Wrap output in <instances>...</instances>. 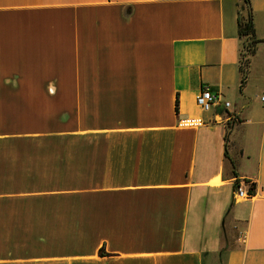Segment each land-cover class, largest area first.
I'll return each instance as SVG.
<instances>
[{"label":"crops","instance_id":"0c3cea01","mask_svg":"<svg viewBox=\"0 0 264 264\" xmlns=\"http://www.w3.org/2000/svg\"><path fill=\"white\" fill-rule=\"evenodd\" d=\"M248 1L0 0V264H264V0ZM244 181L256 194L236 200Z\"/></svg>","mask_w":264,"mask_h":264},{"label":"built area","instance_id":"2783aa9c","mask_svg":"<svg viewBox=\"0 0 264 264\" xmlns=\"http://www.w3.org/2000/svg\"><path fill=\"white\" fill-rule=\"evenodd\" d=\"M222 100L221 94H216L207 86L204 87L197 96V104L204 111H211L218 106ZM264 101V96L262 97ZM226 107L230 106V102L224 101ZM233 119L232 115H228ZM206 124V121L201 117H185L178 121L181 127H198ZM256 194L255 186L251 181H244L236 184L234 198L236 200L250 199Z\"/></svg>","mask_w":264,"mask_h":264},{"label":"trees","instance_id":"16d2710c","mask_svg":"<svg viewBox=\"0 0 264 264\" xmlns=\"http://www.w3.org/2000/svg\"><path fill=\"white\" fill-rule=\"evenodd\" d=\"M248 3L249 1L246 0ZM238 25H239V35L241 38H246V41L248 43V52H250V56H252L256 51V45L260 42L259 39L255 37V29L254 24L252 20V16L250 14V6L248 5V14L246 16H243L241 13L238 18ZM250 67V59H244L242 57L240 69L243 73L242 78V85L245 83L247 77H248V71ZM231 115V114H230ZM229 146H230V137L227 134L226 135V157L231 161L232 166L235 167V162L232 160L229 154ZM103 254L104 251H101Z\"/></svg>","mask_w":264,"mask_h":264},{"label":"rangeland","instance_id":"374dc122","mask_svg":"<svg viewBox=\"0 0 264 264\" xmlns=\"http://www.w3.org/2000/svg\"><path fill=\"white\" fill-rule=\"evenodd\" d=\"M243 42H244V44H243V51H244L243 52V58L244 59H250V55L251 54H250V52H248V47H247L248 43L246 41V38H243ZM233 235H235V232L234 233L232 232V234L229 235L230 236L229 240H230L231 243H233L232 240H231V239H233L232 238Z\"/></svg>","mask_w":264,"mask_h":264}]
</instances>
